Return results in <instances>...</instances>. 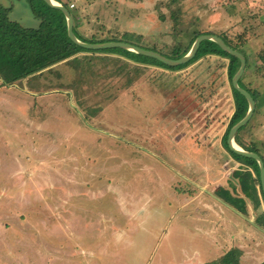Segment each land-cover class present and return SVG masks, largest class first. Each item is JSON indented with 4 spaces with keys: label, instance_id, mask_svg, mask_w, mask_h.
Wrapping results in <instances>:
<instances>
[{
    "label": "rangeland",
    "instance_id": "374dc122",
    "mask_svg": "<svg viewBox=\"0 0 264 264\" xmlns=\"http://www.w3.org/2000/svg\"><path fill=\"white\" fill-rule=\"evenodd\" d=\"M61 1L86 39L129 32L169 53L195 33L226 34L255 95L241 141L264 157V0ZM19 6L11 19L37 27ZM227 64L208 56L170 71L80 51L0 82V264H224L229 250L264 262L260 195L224 166L243 170L222 144L234 110ZM230 181L245 212L216 192Z\"/></svg>",
    "mask_w": 264,
    "mask_h": 264
},
{
    "label": "trees",
    "instance_id": "16d2710c",
    "mask_svg": "<svg viewBox=\"0 0 264 264\" xmlns=\"http://www.w3.org/2000/svg\"><path fill=\"white\" fill-rule=\"evenodd\" d=\"M29 4L35 18L39 20V25L37 27H24L16 21H12L8 13L10 8H5L0 4V82L1 85L11 86L13 84L22 82L29 76L34 75L48 67L54 66L72 56L80 51H105L110 53H117L122 55L124 58L131 60L135 63L145 64L147 66H154L156 68L167 69L170 71H178L184 69L196 61L213 56L216 58H222L228 60L227 64V75L230 82V88L234 103V110L232 116L230 117L229 124L225 130V133L222 137V144L228 154L239 164L243 166V170H234L232 176L237 180L238 186L241 191L246 193L248 196V186L252 185L253 189H256L261 198V202L264 206V194L260 184V175H259V165L256 160L239 155L231 151L227 145V135L230 128L240 121L248 110V103L246 98L233 88L231 80L234 74L240 67V61L238 58L230 55L229 53L222 50L218 44L211 40H204L200 43L199 48L195 56L185 64L178 66H168L162 62L139 55L124 49L113 48V49H104V50H89L84 49L76 44H74L67 35V23L65 15L62 11L48 6L43 0H26ZM62 2L61 0H57ZM63 3V2H62ZM63 5L69 10L73 21H74V33L82 41L89 43L97 42H107V41H124L128 42L141 48L153 50L158 52L168 58L178 59L184 56L192 46L194 40L201 34H212L205 31L204 33H195L189 42V44L182 48L180 46L174 47L169 53H165L163 50L150 47L147 45L140 44L139 40L132 38L129 32L124 34V38H108L103 37L99 40L97 34H93L90 39H86L77 31L78 18L75 17V13L70 11L71 9L67 4ZM221 37L227 45H229L234 50L242 53L246 58V64L248 63L247 56L237 45L232 44L226 34H215ZM139 37V36H138ZM96 40V41H95ZM238 84L241 88L248 91L255 100V95L251 90L244 85L242 79L240 78ZM248 124V123H247ZM247 124L238 130L235 135V143L241 146L245 151L255 152L258 151L256 148L248 146L241 141L240 133L246 129ZM260 155V154H259ZM261 156V155H260ZM263 162L264 157L261 156ZM249 182L251 184H249ZM231 191L226 188L216 189L219 198L230 199L231 201L236 202L234 205L237 206V209L241 212H245V199L236 195L237 185L233 181H230ZM234 193L235 196L232 194ZM249 197V196H248ZM251 199V198H250ZM238 251L229 250L222 257L224 264H240ZM259 264H264L262 261Z\"/></svg>",
    "mask_w": 264,
    "mask_h": 264
},
{
    "label": "water",
    "instance_id": "95a60500",
    "mask_svg": "<svg viewBox=\"0 0 264 264\" xmlns=\"http://www.w3.org/2000/svg\"><path fill=\"white\" fill-rule=\"evenodd\" d=\"M48 6L58 9L60 11L63 12V14L65 15L66 18V23H67V35L69 37V39L76 45L84 48V49H89V50H104V49H113V48H120V49H124L139 55H143L146 57H150V58H154L160 62H162L165 65L168 66H178L181 64H185L188 61H190L196 54L199 45L202 41L204 40H211L214 41L216 44L219 45V47L224 50L225 52L229 53L230 55L236 57L239 59L240 61V67L237 70V72L234 74V76L232 77L231 83L234 89H236L238 92H240L247 100L248 103V110L247 113L245 114V116L238 121L237 123H235L229 130L228 135H227V145L229 147V149L239 155L245 156V157H249L252 158L254 160H256V162L259 165V175H260V184H261V188L264 194V162L261 158V156L255 152H249V151H245L243 149H241L236 143H235V135L238 132V130L240 128H242L244 125H246L248 123V121L250 120V118L252 117V114L254 113V109H255V100L254 98L251 96V94L246 91L245 89L241 88L238 84L239 79L241 78V76L244 73L245 70V66H246V58L245 56L240 53L237 50H234L233 48H231L229 45H227L225 43V41L214 34H201L199 35L194 42L192 43L191 48L189 49V51L182 57L178 58V59H171L168 58L158 52H155L153 50H148V49H144L141 48L140 46L128 43V42H124V41H107V42H97V43H89V42H85L80 40L74 33V21L73 18L69 12V10L62 4L58 3L57 0H43Z\"/></svg>",
    "mask_w": 264,
    "mask_h": 264
},
{
    "label": "crops",
    "instance_id": "0c3cea01",
    "mask_svg": "<svg viewBox=\"0 0 264 264\" xmlns=\"http://www.w3.org/2000/svg\"><path fill=\"white\" fill-rule=\"evenodd\" d=\"M251 1L252 0H246V2H249V3H251ZM0 4L3 6V7H5V8H10V11H9V13H8V16H9V18L11 19V15H16V10L18 9V7H20L19 5H23V4H26V5H29L28 3H27V1L26 0H0ZM29 8H30V6H29ZM30 11H31V13H32V16L35 18V16H34V14H33V12H32V10H31V8H30ZM15 12V13H14ZM18 12V11H17ZM14 13V14H13ZM20 13V12H19ZM82 16V15H81ZM35 19H37V18H35ZM12 20V19H11ZM12 21H15V20H12ZM223 21H224V19H223ZM17 22V21H16ZM81 35H82V33H80ZM133 63H135V62H133ZM59 64V63H58ZM136 64H138V63H136ZM55 65H57V64H55ZM54 65V66H55ZM25 80V79H24ZM227 164V165H226ZM231 164V166H229ZM234 164L233 163H231V162H228V161H226V163L224 164V166L227 168V169H225V171H226V173L227 174H231L232 175V173H233V171H234V168L232 167ZM223 166V167H224ZM231 167V168H230ZM229 168V169H228ZM231 169V170H230ZM228 170H230V172L228 171ZM223 179V178H222ZM215 181V180H214ZM193 183V182H192ZM197 185V184H196ZM200 190L201 191H203L202 190V188H200Z\"/></svg>",
    "mask_w": 264,
    "mask_h": 264
},
{
    "label": "built area",
    "instance_id": "2783aa9c",
    "mask_svg": "<svg viewBox=\"0 0 264 264\" xmlns=\"http://www.w3.org/2000/svg\"><path fill=\"white\" fill-rule=\"evenodd\" d=\"M69 7L71 8V7H73V5H72V4H70V6H69Z\"/></svg>",
    "mask_w": 264,
    "mask_h": 264
}]
</instances>
